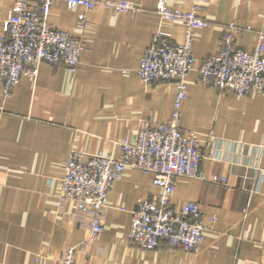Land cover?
Masks as SVG:
<instances>
[{
  "label": "crops",
  "instance_id": "0c3cea01",
  "mask_svg": "<svg viewBox=\"0 0 264 264\" xmlns=\"http://www.w3.org/2000/svg\"><path fill=\"white\" fill-rule=\"evenodd\" d=\"M135 13L100 6L86 10L53 3L47 15L58 28L80 35L84 13L86 47L74 71L43 61L35 77L23 75L0 103V264H56L68 246L81 264H264V95L239 96L200 80L199 62L220 48L229 21L235 44L252 50L262 34L264 0H206L199 14L206 26L192 30L194 68L186 75L187 97L179 125L201 140L200 168L206 177L179 176L171 194L178 210L198 204L202 218L215 219L195 252L160 239L142 248L126 239L131 210L158 191L152 174L126 168L107 193L102 231L88 240L91 211L69 216L58 207L62 163L73 149L117 152V141L133 138L148 117L171 118V81L143 83L136 73L143 49L161 28L181 42L182 22L159 21L157 0H132ZM190 8V0H165ZM13 0H0V34ZM247 26L249 28H247ZM1 94V84H0Z\"/></svg>",
  "mask_w": 264,
  "mask_h": 264
},
{
  "label": "built area",
  "instance_id": "2783aa9c",
  "mask_svg": "<svg viewBox=\"0 0 264 264\" xmlns=\"http://www.w3.org/2000/svg\"><path fill=\"white\" fill-rule=\"evenodd\" d=\"M63 1L68 7L86 10L102 7L116 13H135L132 0H13L0 34V103L23 75L35 77L41 62L62 63L74 71L86 47L83 12L77 15L75 27L80 35L58 28L49 22L50 6ZM190 8L181 4L171 7L157 0L159 21L182 22L185 26L181 42H171L169 33L161 28L152 35L143 49L136 73L143 83L154 80L171 81L174 85L171 118L152 124L151 117L142 122L133 138L117 141V152H83L71 150L62 163V176L57 193L58 207L69 216L91 211L88 217V240L103 229L107 210V193L126 168L152 174L158 191L139 200L131 210L128 242L142 248L155 247L160 239L167 244L195 252L204 232L215 217L205 222L194 201H185L176 210L171 194L179 176L226 183L227 177L212 174L206 177L200 168L201 140L195 132H186L179 125L180 106L187 97L186 75L194 68L192 30L206 26L208 20L199 14L206 0H190ZM242 26L229 21L223 29L220 48L203 58L197 67L200 80L242 96L250 92L264 95V43L259 34L252 50L235 44L234 31ZM247 28H249L247 26ZM32 264H39L35 259ZM56 264H81L74 260V248L68 246Z\"/></svg>",
  "mask_w": 264,
  "mask_h": 264
}]
</instances>
